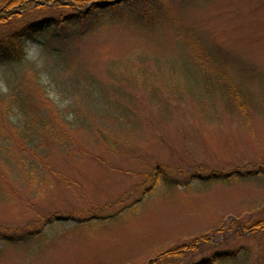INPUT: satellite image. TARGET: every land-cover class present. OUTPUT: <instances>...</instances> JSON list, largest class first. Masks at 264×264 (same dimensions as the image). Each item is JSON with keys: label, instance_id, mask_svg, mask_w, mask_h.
I'll return each instance as SVG.
<instances>
[{"label": "rangeland", "instance_id": "rangeland-1", "mask_svg": "<svg viewBox=\"0 0 264 264\" xmlns=\"http://www.w3.org/2000/svg\"><path fill=\"white\" fill-rule=\"evenodd\" d=\"M161 5L147 26L110 18L64 26L27 39L21 62L0 64V237L16 238L0 239V264H148L205 235L213 240L167 261L233 250L236 258L216 264H264V233H235L264 218V175L191 179L264 166V0ZM58 7L74 9L16 6L0 39ZM212 50L223 69L201 63ZM221 72L241 89L228 97L238 108L206 91ZM18 77L71 144L18 132L25 109L9 99ZM55 213L66 218L47 223ZM92 213L117 215L79 221Z\"/></svg>", "mask_w": 264, "mask_h": 264}, {"label": "trees", "instance_id": "trees-1", "mask_svg": "<svg viewBox=\"0 0 264 264\" xmlns=\"http://www.w3.org/2000/svg\"><path fill=\"white\" fill-rule=\"evenodd\" d=\"M87 1L89 3L84 6V3H86ZM92 1L104 0H9L8 2H6V4L0 8V27L9 26L14 22V19L16 18L14 17V15L20 14V12H15L16 6H20V9L18 10H22L24 14L26 12L32 11V8H30V6L34 5L35 3H39V6L41 7L59 5L68 6L69 8L74 9L65 13H57V11L61 10L62 7H58L54 10L44 8L46 9L43 10L45 14H41L42 18H40L39 20L26 23L20 29H12L8 33L4 31V36L0 39V64L11 66V64L13 63L21 62L25 59L26 56L25 42L27 41V39L34 36L51 33L54 29L61 28L64 26L84 29V27L82 26L83 24L89 23L91 21L98 22L103 18H110L112 21L127 20L136 27L147 26V24L151 22V19H154L155 16H158L157 14H159L162 9V0H122L118 3H112L107 7H99L95 3L89 6ZM39 12H42V10H39ZM23 13H21V15ZM156 19L157 17L155 18V20ZM224 55L222 54L221 57H223ZM215 60V50H212L211 58L202 59L201 63L212 62L214 63V65H218L219 69H223V61L221 59H217L216 63ZM208 79L212 87L206 88V91H210L209 93H213L214 95L216 91V93H218L219 96L223 98L224 101H226V108H228V106H231L232 103L234 104L235 108H238L240 106L239 102H235L232 99H228V97L230 98L231 95L234 96V93H237L241 97L242 93L240 92L241 89L236 87L237 85L233 83V81L227 74L224 75L223 72H221V75H218L216 80L215 77L209 75ZM15 82H17L18 87L17 89L15 87L9 99L12 100L11 102H13V104L19 107H23L25 109L24 113L26 116L24 126L19 127L18 132L22 135L28 134L29 136L30 133H36V131H38L40 133V141L42 140V138L47 140L46 142H50V139L52 138L56 141H61L62 138H66L67 141L71 144L67 134H65L66 131L63 125H61V123L55 119L52 122L47 118L48 115L52 113H45L43 111V108L41 109V111L38 110L36 108L35 101L29 100L33 99V95L32 93H29L27 91V88L24 86L25 83H22L21 85L20 77L16 78ZM243 105L244 104H242V106ZM243 109L244 112L247 114V108ZM46 129L47 131H49L48 134H46ZM62 129H64V131ZM46 136L50 138H44ZM39 143L40 142L38 141V144H35V147H37ZM4 149L10 148L8 146H5ZM159 167L162 170L160 171V173L164 177L165 182H167L168 184L175 183V180L170 177V175H168V172H166L163 167ZM260 174L264 175V166L259 167L256 170L253 169L246 171H242L237 168L228 172L225 170H215L207 174H204L199 171L193 173L191 179L197 178L206 182L231 181L234 177L258 176ZM158 175V172L155 173V176ZM152 180L153 183L147 189V191L152 190L154 188L155 182L158 181V178L152 177ZM189 182L190 180H188V182L186 183L188 184ZM59 215L61 214L55 213L52 216L47 217L46 222H52ZM116 215V213L105 215H98L97 213H92L88 217L79 218V221L87 222L93 219H107L110 217H115ZM68 216L70 218H76L73 213H69ZM34 233H40V229H37ZM235 233L239 234V236L241 237L264 233V218L255 219L250 224L241 223L235 229ZM7 236L1 235L0 239L2 238L8 242H15L14 240L16 238L14 239V235ZM212 238L213 237L211 236L205 235L199 240H195L191 244L189 243L190 245H183L180 247V249L169 250L167 251V253L160 254L159 256L151 259L148 264H171L172 262L169 263L167 261V258L170 257L169 255L175 254L179 257H183L188 251L192 249H198L200 245L209 243L210 239ZM19 239L23 240L24 238L20 237ZM236 256H238V251L228 250L225 252L216 253L212 257L203 259L196 264H216L218 261L231 260L233 258H236Z\"/></svg>", "mask_w": 264, "mask_h": 264}, {"label": "water", "instance_id": "water-1", "mask_svg": "<svg viewBox=\"0 0 264 264\" xmlns=\"http://www.w3.org/2000/svg\"><path fill=\"white\" fill-rule=\"evenodd\" d=\"M122 0H114V1H111V0H107V1H95V4L99 7H107L109 5H111L112 3H118V2H121Z\"/></svg>", "mask_w": 264, "mask_h": 264}]
</instances>
